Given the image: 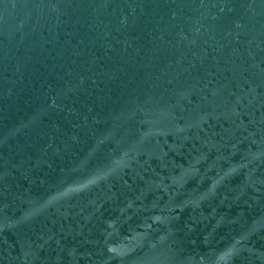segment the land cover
<instances>
[{
  "label": "water",
  "instance_id": "obj_1",
  "mask_svg": "<svg viewBox=\"0 0 264 264\" xmlns=\"http://www.w3.org/2000/svg\"><path fill=\"white\" fill-rule=\"evenodd\" d=\"M0 264H264V0H0Z\"/></svg>",
  "mask_w": 264,
  "mask_h": 264
}]
</instances>
